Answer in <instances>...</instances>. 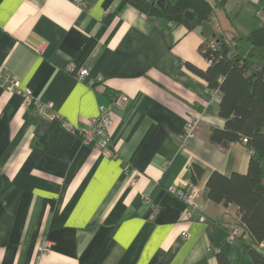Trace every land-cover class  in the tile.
I'll return each instance as SVG.
<instances>
[{
    "label": "crops",
    "instance_id": "crops-1",
    "mask_svg": "<svg viewBox=\"0 0 264 264\" xmlns=\"http://www.w3.org/2000/svg\"><path fill=\"white\" fill-rule=\"evenodd\" d=\"M209 1L215 29L230 36L264 24L261 0ZM205 38L201 26L146 16L125 0H0V70L58 113L49 120L25 110L19 91L0 86V264H219V252L253 264L243 241L229 240L238 206L207 196L210 174L246 173L251 152L242 141L222 148L209 140L225 126L220 94L189 67H209ZM231 50L264 62L246 42ZM113 93L130 102L112 111L116 156L107 157L80 129ZM195 120V137L184 142ZM195 162L205 170L203 194L188 220L171 189L192 184ZM249 242L264 255V240Z\"/></svg>",
    "mask_w": 264,
    "mask_h": 264
},
{
    "label": "trees",
    "instance_id": "trees-1",
    "mask_svg": "<svg viewBox=\"0 0 264 264\" xmlns=\"http://www.w3.org/2000/svg\"><path fill=\"white\" fill-rule=\"evenodd\" d=\"M225 0L219 4L224 5ZM146 16L162 17L167 22L183 24L189 29L209 21L214 26L215 9L209 0H166L163 7L148 0H125ZM264 13V0L260 1ZM192 11L195 21L185 18V13ZM228 17V16H227ZM215 28V26H214ZM214 37H206L202 53L210 62L206 70L193 65L211 90L220 94V115L225 119L223 128L213 127L210 142L222 148H228L236 141L244 142L251 152L248 171L233 173L230 176L213 171L206 183L207 196L215 204L238 206L240 222L249 234V239H242L249 250L253 264H264V255L250 244L264 240V62H257L253 55L242 54L240 50L232 51L231 46L246 42L261 53L264 59V24L247 36L227 30H214ZM234 44H233V43ZM96 81L92 83V86ZM110 92V91H109ZM108 93V91H107ZM114 94L111 95V98ZM204 167L192 163V184H197L204 174ZM219 264H231L223 252L218 253Z\"/></svg>",
    "mask_w": 264,
    "mask_h": 264
},
{
    "label": "built area",
    "instance_id": "built-area-1",
    "mask_svg": "<svg viewBox=\"0 0 264 264\" xmlns=\"http://www.w3.org/2000/svg\"><path fill=\"white\" fill-rule=\"evenodd\" d=\"M261 17L264 21V13L262 12L261 6ZM44 46L42 45L38 52L42 53ZM73 65H69L68 68L71 69ZM88 74L87 69H81L78 76L81 80L85 79ZM94 81L89 82L92 86ZM0 86L6 88L10 91H19L22 94V107L28 110L30 107L34 108L46 119L52 120L58 116L55 110V105L52 102H44L38 99L33 90L30 87H21L19 79L16 77L0 70ZM130 102V96L125 93L114 94L111 98L110 107L101 105L99 110L100 113L96 117L92 118L89 125L85 128L80 129L83 136V142L87 145H92L98 151H101L107 157H115V152L111 149V133L110 129L114 123L112 111L114 109H125ZM198 121H191L188 123L186 130L183 134L184 142L195 137V131L197 128ZM65 125L68 129H76L75 125L66 121ZM247 140L244 139V142ZM136 179L134 180V182ZM171 191L176 194L179 198L183 200L186 204V217L188 220L194 218V213L198 208V200L202 197L203 191L197 184H191L185 190H178L172 188ZM198 220L200 222H205L206 218L201 215ZM229 240L233 241L235 239H249V234L244 230L242 226L237 224L232 225L229 228ZM188 233L185 231L182 233V237H187ZM50 246L48 241H44L40 247V251H45Z\"/></svg>",
    "mask_w": 264,
    "mask_h": 264
},
{
    "label": "water",
    "instance_id": "water-1",
    "mask_svg": "<svg viewBox=\"0 0 264 264\" xmlns=\"http://www.w3.org/2000/svg\"><path fill=\"white\" fill-rule=\"evenodd\" d=\"M149 2H151L152 4H155L159 7H163L164 6V2L166 0H148ZM185 18L189 21H195V14L192 11H187L185 13ZM201 30L202 33L205 37H214L216 34L214 32L215 28L213 26V24L209 21H204L201 23Z\"/></svg>",
    "mask_w": 264,
    "mask_h": 264
},
{
    "label": "rangeland",
    "instance_id": "rangeland-1",
    "mask_svg": "<svg viewBox=\"0 0 264 264\" xmlns=\"http://www.w3.org/2000/svg\"><path fill=\"white\" fill-rule=\"evenodd\" d=\"M213 7H214V4H213ZM215 10H217V7H214ZM222 12V11H221Z\"/></svg>",
    "mask_w": 264,
    "mask_h": 264
}]
</instances>
